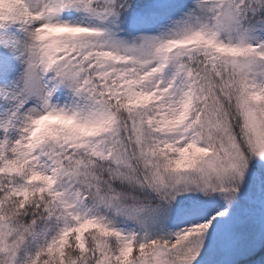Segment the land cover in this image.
<instances>
[{
    "label": "snow or ice",
    "instance_id": "obj_1",
    "mask_svg": "<svg viewBox=\"0 0 264 264\" xmlns=\"http://www.w3.org/2000/svg\"><path fill=\"white\" fill-rule=\"evenodd\" d=\"M0 264H264V0H0Z\"/></svg>",
    "mask_w": 264,
    "mask_h": 264
}]
</instances>
